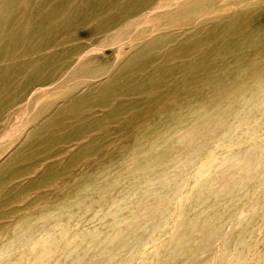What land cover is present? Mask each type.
I'll return each instance as SVG.
<instances>
[{
  "label": "rangeland",
  "instance_id": "obj_1",
  "mask_svg": "<svg viewBox=\"0 0 264 264\" xmlns=\"http://www.w3.org/2000/svg\"><path fill=\"white\" fill-rule=\"evenodd\" d=\"M30 1L0 0V264H264V0Z\"/></svg>",
  "mask_w": 264,
  "mask_h": 264
},
{
  "label": "bare ground",
  "instance_id": "obj_2",
  "mask_svg": "<svg viewBox=\"0 0 264 264\" xmlns=\"http://www.w3.org/2000/svg\"><path fill=\"white\" fill-rule=\"evenodd\" d=\"M48 0H44V2H47ZM14 4V3H13ZM12 4V5H13ZM34 4H36V2H34V0L33 1H30V7H32ZM41 10V9H40ZM34 14H33V20L34 21H37V20H39V19H41V18H43L44 16H43V12L42 11H37V10H34V11H32ZM46 19V18H45ZM1 22H4V20H3V18H2V20H1ZM195 24V23H194ZM46 29V28H45ZM48 32V31H47ZM156 41H158V38H157V40ZM185 45V44H184ZM182 52V48L180 47V48H174L173 49V51L171 52V55H170V57L172 58L174 55H175V52L176 53H178V54H180L181 52ZM85 52V51H84ZM182 55H179L178 57L180 58ZM140 64H141V66H137L136 65V67H139V68H135L134 70H132V71H130V72H128V71H126V73H127V75H128V78H127V82H129V80L130 79H133L134 80V82H135V79L133 78V75L135 74V72L136 71H139V72H143L144 70H145V68H144V65H142L143 63H141L140 62ZM147 66H149V65H147ZM170 66V65H169ZM168 66V69H170L171 70V67H169ZM168 71L169 70H167V69H165V67H163V66H158V68L153 72V73H151L150 75H149V79H152V78H154L155 76H159L160 75V78H161V80L163 81V82H165L166 81V79H167V77H168ZM170 74H173V71L170 73ZM121 74H119V77L118 78H116V80H117V82L120 80V78H121V76H120ZM187 76V75H186ZM189 77V76H188ZM189 80V79H188ZM146 84V85H145ZM142 89H134L133 91H137V92H141L143 89H144V92L145 93H149V92H151V89L149 88V86L147 85V81L146 82H144L143 84H142V87H141ZM106 91H105V93H103V98L104 99H106ZM152 94V93H151ZM152 101V100H151ZM124 108V107H123ZM122 111V109H120L117 113L115 112V114H119L120 112ZM176 117V116H175ZM178 117V116H177ZM179 118V117H178ZM32 121V120H31ZM135 124V123H134ZM142 131H146V129L145 130H142ZM144 134H147L148 132H143ZM144 134L142 135V136H144ZM142 136H140V137H136V142H138V144L137 145H140L139 143H140V141H141V139L143 138ZM50 172H51V170H48L46 173H45V175L47 176V177H49L50 176ZM57 203V202H56ZM2 206V205H1ZM4 206V205H3ZM48 209V208H47ZM50 213H51V211H49ZM199 213V212H198ZM201 214V213H200ZM50 216V215H49ZM41 217H43V215H41ZM24 223V222H23ZM59 227V226H58ZM62 228V227H61ZM58 232V231H57ZM66 234V233H65ZM64 234V235H65ZM52 237V236H51ZM47 239H48V237H47ZM42 241V240H41ZM48 240H46V242H47ZM52 244V243H51ZM34 246V245H33ZM54 246V245H53ZM41 247V246H40ZM48 248V247H47ZM57 248V247H56ZM45 250V249H44ZM0 252H1V250H0ZM39 253H41V252H39ZM45 253V252H44ZM48 253V252H47ZM42 254V253H41ZM50 254V253H49ZM39 255V254H38ZM45 255V254H44ZM28 257V256H27ZM20 258V257H19ZM39 258V257H38ZM78 257H76V259H77ZM80 258V257H79ZM17 259V258H16ZM36 259V258H35ZM43 259H45V258H43ZM29 260V259H28ZM48 260V259H47ZM78 260V259H77ZM36 262V261H35ZM40 262V261H39ZM32 263V262H31ZM40 264V263H39Z\"/></svg>",
  "mask_w": 264,
  "mask_h": 264
}]
</instances>
